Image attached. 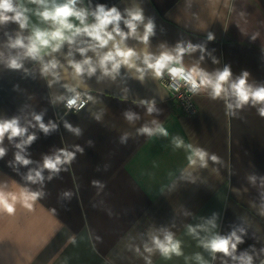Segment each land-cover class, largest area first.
<instances>
[{
	"label": "crops",
	"instance_id": "crops-1",
	"mask_svg": "<svg viewBox=\"0 0 264 264\" xmlns=\"http://www.w3.org/2000/svg\"><path fill=\"white\" fill-rule=\"evenodd\" d=\"M23 3L37 8L28 0ZM99 3L122 12L139 5L145 17L153 20L154 35L147 45L127 41L138 52L146 49L158 55L164 48L190 42L204 51L186 53V67L198 64L212 73L229 66L233 79L247 71L250 84L264 85V0H82L77 7L94 10ZM29 18L30 25L49 27L32 13ZM17 33L26 37L31 27L21 30L12 22L0 25V119L19 117L25 124L35 113L42 114L45 124L57 125L49 135L38 127L29 129L38 136L28 148L33 161H42L44 155L62 147L74 151L79 145L83 152H77L51 181L46 180L47 196L37 200L31 211L17 203L14 214L0 212V264H148V260L151 264H200L197 254L206 264H240L239 259L222 254L213 259L200 244L211 234L227 236L232 231L244 241L235 255H251L253 264H260L264 257V118L259 106L246 105L233 115L223 99H212L208 91H202L196 96L197 113L186 115L160 79L148 73L140 81L125 68L115 80H98L97 72L77 86L65 58L66 43L59 52L43 57L47 62L54 56L64 65L56 70L59 80L44 74L41 62L30 58L22 59L21 69H11L8 58L22 55V50L8 46ZM76 46L84 45H74L73 51ZM74 56L82 59L75 51ZM64 84L77 86L96 102L66 113L64 102L70 93ZM141 100L154 101L157 111L148 114ZM128 110L140 119L129 123L124 117ZM96 115L101 116L99 121ZM153 120L167 130L166 137L138 133L145 124L155 127ZM65 122L79 127L82 135L69 132ZM175 137L218 159L209 158L207 167L199 161L190 165L189 151L175 147ZM4 146L8 152L0 160V182L19 193L27 168L21 167L18 173L9 167L16 149L7 140ZM65 190L72 192L71 198L58 199ZM213 217L216 227L211 229L207 221ZM189 225H206L210 231L198 229L199 235H192ZM164 231L180 242L181 255L166 258L158 250L145 252L146 244L152 246V236L163 238Z\"/></svg>",
	"mask_w": 264,
	"mask_h": 264
},
{
	"label": "clouds",
	"instance_id": "clouds-1",
	"mask_svg": "<svg viewBox=\"0 0 264 264\" xmlns=\"http://www.w3.org/2000/svg\"><path fill=\"white\" fill-rule=\"evenodd\" d=\"M28 2L37 5V8L26 7L23 0H0V25L12 22L17 24L21 30L31 27L30 35L25 37L17 33L14 40L9 39L8 46L10 48L22 50V55L18 54L8 58L7 67L11 69H21L23 67L22 59L30 58L41 62V70L44 74H51L56 80H59L60 75L56 70L63 68L64 65L54 56L47 62H44L43 57L59 52L66 43L69 50L65 58L67 65L72 70L73 79L77 81V86L84 77L91 78L97 72L100 73L97 77L98 80L104 77L115 80L122 68L127 69L135 79L140 81H143L148 73H151L154 79H161L167 74L171 80L168 86L177 92L181 87L187 88L193 94L208 91L212 99H223L227 112L233 115L236 109H242L246 105L259 106L258 113L264 118V85L250 84L247 71L233 79L229 66L212 73L202 69L198 64L191 67L185 66L183 62L185 54L196 52L197 49L203 52L204 49L201 45H194L190 42L185 45L181 42L177 43L173 49L164 48L158 55L146 49L138 52L135 48L129 47L127 44L129 39L147 45L149 38L154 35V22L151 18L145 17L143 9L139 5L125 8L122 12L116 6L108 7L103 3L97 4L94 10L77 7V4L82 3V0H28ZM29 13L37 16L49 27L41 28L34 24L30 25ZM89 17H92L91 23L88 22ZM72 18L79 24L73 23ZM122 24L124 28L121 27ZM78 38L86 39L78 40ZM213 38L212 34L208 35V40ZM77 44L84 45L76 46L74 50L82 57L80 60L75 59L73 51V46ZM89 52L93 53V56H89ZM200 59L202 60L203 56ZM49 83L51 84L52 81ZM77 86L63 85L72 94L70 98L66 99L65 108L79 112L89 101L93 103L96 101L92 95L87 93L82 99V94L77 91ZM140 103L146 106L148 114L157 111L154 101L141 100ZM124 117L129 123L140 119L139 115L131 110L125 111ZM95 118L99 121L101 116L96 115ZM32 121L21 124L19 117L0 119V160L7 155L8 149L4 146L5 140H7L16 149L14 159L8 162L9 167L18 173L21 167L27 168V172L22 175L25 184L21 186L19 193L11 191L7 182H0V212L9 215L16 212L17 203L31 211L37 200L47 196L46 180L51 181L61 172L64 165L72 163L77 152H83V148L79 145L74 146V151L62 147L50 155H44L42 161H33L28 148L38 139V136L34 131L30 132L29 129L38 127L45 135H49L56 130L57 125L51 121L45 124L42 114L34 113ZM152 124L155 127H149L147 124L141 126L137 130L138 133L147 136L157 133L165 137L168 135L167 130L157 121L153 120ZM64 127L77 137L82 135V130L79 127H73L67 122ZM126 138L127 134L121 137V142L123 143ZM173 142L177 148H187L190 153L188 156L190 165H196L199 161L201 167H207L209 158L213 161L218 159L215 155L209 156V153L203 148L193 147L191 144L185 145L179 137H175ZM91 143L89 141V144ZM34 163L35 167H29ZM45 172H47V176ZM92 183L99 185L98 181ZM33 185L38 187H31ZM71 196L72 192L65 190L58 195V199L71 198ZM207 225L214 229L216 227L215 217L208 220ZM198 229L205 232L210 231L206 225L188 226V232L192 235L198 236ZM240 231L242 232L243 229ZM242 243L244 241L236 231H232L227 236L214 233L200 240L201 246L212 254L213 259L216 254H222L232 260L239 259L240 264H253L251 255L244 254L240 257L235 255L237 246ZM151 245V247L145 245V252L152 253L154 250H158L166 258H170L172 254L177 256L182 254L180 242L174 239V235L170 231H164L163 238L152 236ZM135 250L139 252V248ZM195 258L200 261V264H206L199 254ZM148 264H151L150 260H148ZM224 264L227 262L225 261ZM260 264H264V259L260 260Z\"/></svg>",
	"mask_w": 264,
	"mask_h": 264
},
{
	"label": "built area",
	"instance_id": "built-area-1",
	"mask_svg": "<svg viewBox=\"0 0 264 264\" xmlns=\"http://www.w3.org/2000/svg\"><path fill=\"white\" fill-rule=\"evenodd\" d=\"M160 83L169 92L170 99H172L173 101H175L176 104L182 109V111L186 115H194V114L197 113L198 106H197V103H196V96L198 94L191 93L185 87H181V89H180L179 92H177L174 89L170 88L168 85L171 83V80H170V78L168 77L167 74H165L163 76V78L160 79ZM77 91L81 92L82 99L85 98L84 97V94H85L84 91H81V90H77ZM71 95L72 94L70 93L67 98H70ZM65 102H66V100H65ZM65 102H64V108H65ZM74 111H75L74 109L73 110H68V109L65 108V112L66 113H68V112H74ZM262 259H264V257Z\"/></svg>",
	"mask_w": 264,
	"mask_h": 264
}]
</instances>
